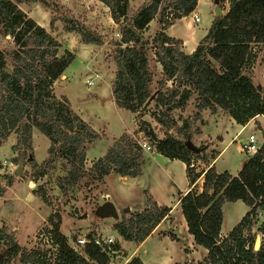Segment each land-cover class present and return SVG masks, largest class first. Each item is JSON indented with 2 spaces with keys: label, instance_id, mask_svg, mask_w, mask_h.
<instances>
[{
  "label": "trees",
  "instance_id": "1",
  "mask_svg": "<svg viewBox=\"0 0 264 264\" xmlns=\"http://www.w3.org/2000/svg\"><path fill=\"white\" fill-rule=\"evenodd\" d=\"M97 1L107 7L110 19L118 25L110 84L116 107L136 115L153 99L157 108L172 110L185 108L193 96L194 118L207 109L210 114L220 111L236 124L244 125L250 118L264 113V88L251 78L258 55L264 54V0H227V10L213 15L205 34L190 53L182 51L180 39L167 36L163 30L191 12L196 0H146L130 14L129 0ZM217 1L221 9L224 0ZM32 2L47 6L45 0H0V26L14 44L13 48L0 50V144L10 132L15 133L13 161L23 162L26 151H31L34 128L47 138L48 156L63 157L75 177L85 174L92 181L102 183L109 173L138 178L142 150L127 134L113 139L103 155L84 167L85 145L99 135L70 108L65 96L56 99L51 93V85L74 55L67 50L59 53L58 40L19 7ZM154 18L159 28L150 36L144 35ZM63 30L78 33L83 45L100 44V40L72 24H66ZM148 50H152L161 71L153 95ZM154 118L167 130L171 128L167 120L158 115ZM191 124L188 118L183 121L186 131L191 129ZM140 128L142 139L155 152L184 164L187 189L179 193L177 204L187 233L196 245L206 250L205 256L195 264H264V250H252L254 233H250L253 227L258 231L264 225V219L257 224V212L264 214V137L257 150L232 175L215 170L212 161L217 153L207 157L202 153L205 146L192 149L168 132L158 138L148 127ZM196 159L207 166L202 172L192 167L191 160ZM30 163L34 165L33 161ZM48 166L49 159L41 162L38 175ZM200 174L203 180L199 191L195 185ZM3 189L0 185V194ZM236 200L243 202L247 209L220 236L221 205L224 201ZM169 211L170 207L158 205L144 191L143 207L120 214L113 229L122 241L140 243ZM48 221L54 246L50 253L21 250L5 227L0 229V240L5 245L0 264L16 255L22 264H106L109 249L86 243L78 253L69 247L59 231V213H54ZM86 237L94 236L88 233ZM124 264H141V261L132 257Z\"/></svg>",
  "mask_w": 264,
  "mask_h": 264
},
{
  "label": "rangeland",
  "instance_id": "2",
  "mask_svg": "<svg viewBox=\"0 0 264 264\" xmlns=\"http://www.w3.org/2000/svg\"><path fill=\"white\" fill-rule=\"evenodd\" d=\"M129 1L130 14L140 0ZM45 2L46 7L36 2L19 4V7L58 40L59 53L67 50L74 55L64 69L63 75L57 78L60 81L53 82L51 85V93L56 99L65 96L70 108L99 135V138L88 147L87 159L92 160L101 156L113 139L122 134H127L132 141L141 142L143 139L140 127L143 126L153 130L158 138H163L168 132L181 142L189 144L193 149L205 146L202 153L207 157L213 152L218 154V151H221L214 160L215 170L227 171L234 175L250 155L239 151V144L250 133L254 134L258 142L263 139L260 127L264 129L262 118H257L259 123L257 120L247 122L233 139L231 138L239 125L230 122L226 114L220 111L217 114H210L209 110L204 109L199 112L198 118H194L196 109L193 96L185 108L165 110L163 107L157 108L153 99H149L136 115H131L127 110L117 109L109 102L107 87L111 84L110 78L114 71L111 59L115 48L113 41L119 35H116L118 25L110 19L107 7L97 0H45ZM210 2V12H212V0ZM223 6L221 3V9H224ZM66 24H72L88 32L90 36L100 40V44L83 45L78 33L63 30ZM155 26L156 21H152L150 29ZM13 47L11 36L5 35L0 26V50ZM147 53L149 69L153 76L150 85L153 95L156 91V81L161 77V71L154 61L152 50H148ZM263 65L262 61L260 67L256 69V74L253 75L252 80L255 84H264L260 82L262 72L258 71ZM87 78L93 80L91 86L85 84ZM169 83L168 81L167 84ZM154 115L170 122L171 128L167 130L163 124L155 120ZM186 118L192 120L191 129L188 131L183 127V121ZM14 142L15 133L10 132L6 140L0 144V185L4 188L0 194V229L5 227L6 232L12 235L21 250L38 249L52 252L53 246L48 238L50 230L48 219L58 212L59 231L68 243H71L75 237L86 236L88 233H92L93 236L111 235L114 241L110 246L111 250H108L106 254V264H120L122 257L128 251H132L136 244L122 241L113 229V224L118 221L120 214H128L143 207L145 191L156 198L157 201L153 200L157 204L171 206V210L169 219L162 222L156 232L147 236L141 247L137 249L136 256L141 264H174L176 262L195 264L191 257L200 259L202 249L187 257L183 251V246L187 243V232L179 206L175 201L186 187L187 180L179 160L159 155L153 152L151 146L149 152L141 149V175L137 181L122 179L112 173L102 183L92 181L85 174L78 177L71 175L69 164L63 157L48 156L46 151L48 140L34 128L31 133V151H26L23 162L13 161L16 156L15 150L12 149ZM47 159L50 160V166L43 171V174L38 175L41 170L40 163ZM3 161L5 162L2 163ZM31 161L34 165L30 163ZM191 164L196 172H202L207 167L198 159L191 160ZM17 165L21 166L19 174L14 172ZM202 180L203 177L200 174L195 185L199 191L202 189ZM106 193L109 199L103 200ZM104 201H110L113 204L118 215L116 219L100 217L97 214L98 206ZM246 209L240 200L222 203L220 236H224L237 223ZM263 219L264 214L258 211L257 224ZM161 231H165L168 236L163 238L159 234ZM257 232L255 227L250 231L254 233V236ZM171 233L175 236L171 237ZM177 237L178 240L175 239ZM4 246L0 240V254ZM76 250L81 253L82 247L79 246ZM2 264L22 263L16 255L9 262Z\"/></svg>",
  "mask_w": 264,
  "mask_h": 264
},
{
  "label": "crops",
  "instance_id": "3",
  "mask_svg": "<svg viewBox=\"0 0 264 264\" xmlns=\"http://www.w3.org/2000/svg\"><path fill=\"white\" fill-rule=\"evenodd\" d=\"M211 0H196V6L195 8L189 12L187 15L185 16H182L180 17L179 19H176L171 25H169L167 28H165L163 30V32L169 36V37H172V38H175V39H180L181 41V49L184 53H190L194 47L196 46L198 40L205 34L207 28L209 27L210 23H211V20H212V17H213V14L212 12H210V8H211ZM130 2V1H129ZM144 0H140L136 5H135V8H137L141 3H143ZM210 3V4H209ZM222 4L224 5V9H221L222 13H224L226 10H227V6H228V2L227 0H224L222 2ZM131 5V4H130ZM201 5H203V8H201ZM207 9L209 11H207ZM212 10V9H211ZM194 16H197L199 19L198 21H194ZM152 21H156V26L153 28V29H150V24ZM159 28V24L157 23V20L156 18L152 19L149 23H148V26H147V29L143 32L144 35H152L157 29ZM263 61V64H264V54H261V55H258L257 57V60L253 66V73H252V76L251 78L253 79L254 76L256 74V69L258 67H260V65L262 64V61ZM259 73L260 71L262 72V79L260 82H264V65L262 66V69L261 70H258ZM63 75V73L60 75V77ZM113 78V71H112V75H111V78H110V81L111 79ZM57 81H60L59 79H56L54 82H57ZM109 81V82H110ZM55 85V84H54ZM260 85L264 88V84L262 85L260 83ZM108 89V96H109V102L110 104L114 105L116 107V105L114 104L113 102V98H112V95H111V92H110V85H108L107 87ZM95 94V93H94ZM95 96H97V94H95ZM117 109H120L118 107H116ZM131 113V112H130ZM131 115H135L133 113H131ZM230 122H233L235 123L232 119H230L228 116H226ZM251 121V120H250ZM258 121V120H257ZM249 122V121H248ZM247 123V122H246ZM245 123V124H246ZM259 123V121H258ZM88 124V123H87ZM236 124V123H235ZM244 124V125H245ZM89 125V124H88ZM236 125H239V124H236ZM244 125H239V128L238 130L236 131V133L234 134V136H232L231 139H233L235 137V135L238 133V131L244 126ZM90 126V125H89ZM261 127V132H262V137H264V129L262 126ZM127 133V132H126ZM97 140V139H96ZM92 142H95V141H92ZM92 142L88 143L85 145V159H84V165L87 167L90 165L91 161L94 160V159H87V156H86V151L88 149V147L92 144ZM228 143V142H227ZM108 147V146H107ZM105 152V151H104ZM155 152V151H153ZM221 151H218V154L216 155V157L219 155ZM157 153V152H155ZM158 154V153H157ZM103 155V154H102ZM160 155V154H159ZM59 157L60 155L59 154H55L53 155V157ZM216 157L213 159L212 162H214V160L216 159ZM182 163V162H181ZM244 163V162H243ZM183 165V168H184V164L182 163ZM206 168V167H205ZM205 170V169H204ZM109 174H112V173H109ZM108 174V175H109ZM106 175L104 177V182H105V178L108 176ZM118 176V175H117ZM120 177V176H118ZM122 179L126 178V179H130L131 181H137L138 178L134 177V178H131V177H120ZM138 183H140V181H138ZM187 189V185L186 187L181 191V193L185 192ZM152 199L156 200V198L152 195L151 196ZM109 198H107V193L105 194V199L103 200H108ZM178 199V198H177ZM177 199L175 201V203L177 202ZM157 201V200H156ZM143 202V200H142ZM174 203V204H175ZM159 205V204H158ZM178 205V204H177ZM168 207V206H167ZM170 207V210H171V206ZM130 208H128L129 210ZM116 210V209H115ZM127 210V209H126ZM170 217V211L168 212V215L156 226L154 227V229L151 231V233H154L158 230V228L160 227V224L162 222H165L166 220H168ZM184 221V220H183ZM185 224V223H184ZM185 229H186V226H185ZM187 232V231H186ZM150 233V234H151ZM149 234V235H150ZM159 234L162 235L163 238H166L168 235L164 232H159ZM148 235V236H149ZM175 236L174 233H171V237ZM147 238V236L143 239L145 240ZM176 240H178V237L175 238ZM186 239H187V243L185 246H183V251H184V254L185 256H191L193 255V253H195L196 251L201 250V257L200 259H194L191 257L192 260H194V263L198 260H201L205 254H206V250L199 246V245H196L193 240H192V237L190 234L187 233V236H186ZM143 240L140 242V243H135L136 246L135 248L132 250V251H128L126 253L125 256H123L122 258V261L120 264H124L125 262H127L128 260H130L132 257H137L136 256V251L138 248L141 247L142 243H143ZM190 259V260H191ZM174 264H180V263H174ZM190 264H193V263H190Z\"/></svg>",
  "mask_w": 264,
  "mask_h": 264
},
{
  "label": "built area",
  "instance_id": "4",
  "mask_svg": "<svg viewBox=\"0 0 264 264\" xmlns=\"http://www.w3.org/2000/svg\"><path fill=\"white\" fill-rule=\"evenodd\" d=\"M198 19L199 18L197 16H194V21H198ZM116 35H118V33H116ZM85 84L87 86H91L93 84V80L91 78H87V79H85ZM257 118L264 119V113L257 114L254 117L250 118L248 121L257 120ZM137 143L141 149L146 150L148 152H149V150H151V146L145 140H141V142H137ZM258 147H259V142L257 141L254 134L250 133L243 140V142H241L239 144V151H241L244 154H252L257 150ZM4 162L5 161H3L2 163H4ZM257 235L259 237V248L264 250V225L261 226V228L258 230ZM48 238H49V241L51 242L50 237H49V233H48ZM113 241H114V239L111 235H106V236H97L96 235L92 238H87L86 236H78V237H75V239L71 243L67 242V244L73 250L80 253L78 250H76V248L79 246L83 247L86 243H91L93 245L101 246V247H104V248L110 250V246L113 244ZM51 244H52V242H51ZM52 246H53V244H52ZM53 249H54V246H53L52 250Z\"/></svg>",
  "mask_w": 264,
  "mask_h": 264
},
{
  "label": "water",
  "instance_id": "5",
  "mask_svg": "<svg viewBox=\"0 0 264 264\" xmlns=\"http://www.w3.org/2000/svg\"><path fill=\"white\" fill-rule=\"evenodd\" d=\"M212 3H213V9H212L213 14L214 15H221L222 14V11L217 6L218 1L217 0H212ZM28 159H30V158H28ZM20 170H21V166L20 165H17V167L15 168L14 172L16 174H19L20 173ZM97 214L100 217H112L114 219H116L118 217L117 211L115 210L113 204L110 201H104L103 203H101L98 206V208H97ZM258 249H259V237L256 234L254 236L252 250L255 252Z\"/></svg>",
  "mask_w": 264,
  "mask_h": 264
}]
</instances>
